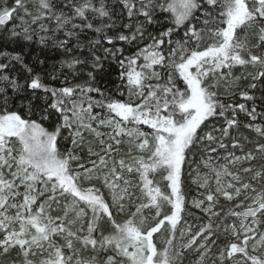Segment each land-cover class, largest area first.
<instances>
[{
    "label": "snow or ice",
    "instance_id": "6c2138e0",
    "mask_svg": "<svg viewBox=\"0 0 264 264\" xmlns=\"http://www.w3.org/2000/svg\"><path fill=\"white\" fill-rule=\"evenodd\" d=\"M0 264H264V0H0Z\"/></svg>",
    "mask_w": 264,
    "mask_h": 264
}]
</instances>
